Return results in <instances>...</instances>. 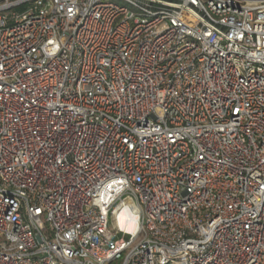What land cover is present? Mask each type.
Instances as JSON below:
<instances>
[{"label": "built area", "instance_id": "2783aa9c", "mask_svg": "<svg viewBox=\"0 0 264 264\" xmlns=\"http://www.w3.org/2000/svg\"><path fill=\"white\" fill-rule=\"evenodd\" d=\"M0 264H264V0H0Z\"/></svg>", "mask_w": 264, "mask_h": 264}, {"label": "bare ground", "instance_id": "6f19581e", "mask_svg": "<svg viewBox=\"0 0 264 264\" xmlns=\"http://www.w3.org/2000/svg\"><path fill=\"white\" fill-rule=\"evenodd\" d=\"M124 228L130 231H133L135 229V226L133 223L129 222V223H124Z\"/></svg>", "mask_w": 264, "mask_h": 264}]
</instances>
